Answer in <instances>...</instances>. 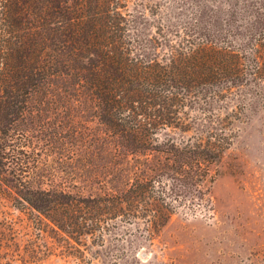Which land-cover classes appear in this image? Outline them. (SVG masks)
I'll return each instance as SVG.
<instances>
[{
    "label": "trees",
    "instance_id": "obj_1",
    "mask_svg": "<svg viewBox=\"0 0 264 264\" xmlns=\"http://www.w3.org/2000/svg\"><path fill=\"white\" fill-rule=\"evenodd\" d=\"M127 1L0 0V197L76 242L111 230L152 239L178 209L204 208L236 107L264 90V0L242 2L237 20L200 5L148 45L132 37ZM80 106L98 132L69 113ZM82 146L74 178L88 183L46 182L55 173L37 148L72 161Z\"/></svg>",
    "mask_w": 264,
    "mask_h": 264
},
{
    "label": "rangeland",
    "instance_id": "obj_2",
    "mask_svg": "<svg viewBox=\"0 0 264 264\" xmlns=\"http://www.w3.org/2000/svg\"><path fill=\"white\" fill-rule=\"evenodd\" d=\"M242 2L249 8L254 1L145 0L141 8L140 0H128L127 9L134 15L132 37L148 45L149 38L165 34L166 29L175 31L186 25L200 5L216 10L222 19L229 7L237 20L247 11ZM139 10L143 14L137 15ZM165 16H169L167 21ZM244 102L245 106L236 107L231 145L214 166L210 202H203L201 210L178 209L152 239L138 230H111L101 241L85 236L76 242L0 197V264H264V90H246ZM69 113L80 126L98 132L99 126L85 107H73ZM190 133L166 131L176 139ZM86 138L81 143L87 144ZM96 144H92L95 156ZM37 149L41 169L55 173L46 180L49 184L68 186L76 179H86L84 175L74 178L81 169L77 166L86 163L83 146L76 148L72 161L61 149Z\"/></svg>",
    "mask_w": 264,
    "mask_h": 264
}]
</instances>
